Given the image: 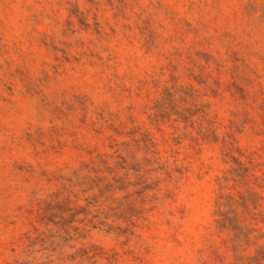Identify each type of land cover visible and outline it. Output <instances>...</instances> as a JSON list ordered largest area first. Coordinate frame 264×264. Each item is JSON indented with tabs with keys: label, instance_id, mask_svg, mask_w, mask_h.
I'll use <instances>...</instances> for the list:
<instances>
[{
	"label": "rangeland",
	"instance_id": "1",
	"mask_svg": "<svg viewBox=\"0 0 264 264\" xmlns=\"http://www.w3.org/2000/svg\"><path fill=\"white\" fill-rule=\"evenodd\" d=\"M0 264H264V0H0Z\"/></svg>",
	"mask_w": 264,
	"mask_h": 264
}]
</instances>
